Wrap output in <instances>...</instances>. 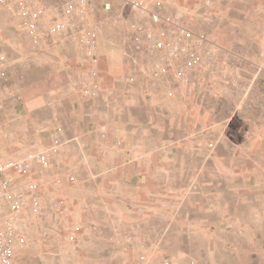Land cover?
Here are the masks:
<instances>
[{
  "label": "rangeland",
  "instance_id": "rangeland-1",
  "mask_svg": "<svg viewBox=\"0 0 264 264\" xmlns=\"http://www.w3.org/2000/svg\"><path fill=\"white\" fill-rule=\"evenodd\" d=\"M99 1L86 102L72 0H0V164L55 149L46 178L69 205L24 211L17 264H264V0Z\"/></svg>",
  "mask_w": 264,
  "mask_h": 264
},
{
  "label": "built area",
  "instance_id": "built-area-1",
  "mask_svg": "<svg viewBox=\"0 0 264 264\" xmlns=\"http://www.w3.org/2000/svg\"><path fill=\"white\" fill-rule=\"evenodd\" d=\"M99 7V0H72V9L83 22L77 26L76 39L81 55L78 68L82 73V81L76 80L73 85L86 102L98 96L100 97L102 90V61L99 53V37L93 29H90L84 23L96 14ZM102 7L108 12L112 9L111 3H105ZM130 7L135 12L149 11L143 0H133ZM40 14L42 13L40 12ZM150 16L155 24L159 23V14L151 12ZM134 27L132 26V28ZM45 29L48 34L54 35L62 33L65 30V25L52 21L46 25ZM177 31L182 38L190 36V32L185 25L177 24ZM161 36L166 37L165 34ZM153 41L159 43L160 47L164 46L163 40L158 34L154 35ZM203 42L204 37L201 38L199 43L196 42L188 49L187 47L184 49L188 51V54H191L192 58L197 59V50L203 45ZM208 45L211 51H214V45L212 43ZM1 69L2 62L0 58V71ZM176 69L177 76L179 78L183 77L181 66L179 65ZM64 137L65 129L58 127L53 135V141L58 144ZM4 138L11 140L9 136H4ZM121 144V142H118V145ZM54 150L45 149L40 153L29 152L24 159L18 162L0 164V264H17L18 252L29 247L28 240L19 235L20 226L24 225L22 223L25 220L23 219L24 211L28 207L38 215L44 214L47 206L56 210L59 215L65 214L69 208L67 201L60 199L55 194L53 186L49 184V179L46 178L55 166V159L51 153ZM142 261L144 260L142 259ZM146 261L145 263L141 262V264H173L168 257H163L154 262Z\"/></svg>",
  "mask_w": 264,
  "mask_h": 264
},
{
  "label": "crops",
  "instance_id": "crops-1",
  "mask_svg": "<svg viewBox=\"0 0 264 264\" xmlns=\"http://www.w3.org/2000/svg\"><path fill=\"white\" fill-rule=\"evenodd\" d=\"M90 128V127H89ZM89 128H83L82 130H77V131H75V133H74V136H73V138L71 139V141L72 142H74L75 140H77V139H79V137L80 138H82V139H86L85 137L86 136H89V139L91 140V138H92V132H94V131H91V132H89L88 134H86L87 133V129L89 130ZM65 129V128H64ZM66 137H67V135H66V131H65V139H66ZM52 142L49 140V144H51ZM40 147L41 146H37V148L38 149H40ZM10 159L11 158H9V156H7L6 154H3L2 155V162H9L10 161Z\"/></svg>",
  "mask_w": 264,
  "mask_h": 264
}]
</instances>
